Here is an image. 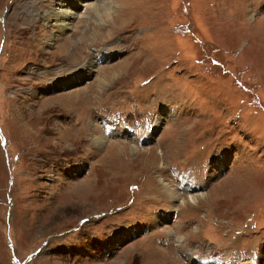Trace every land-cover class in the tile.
<instances>
[{"label": "rangeland", "instance_id": "rangeland-1", "mask_svg": "<svg viewBox=\"0 0 264 264\" xmlns=\"http://www.w3.org/2000/svg\"><path fill=\"white\" fill-rule=\"evenodd\" d=\"M99 1L0 0V264H264V0Z\"/></svg>", "mask_w": 264, "mask_h": 264}, {"label": "bare ground", "instance_id": "bare-ground-1", "mask_svg": "<svg viewBox=\"0 0 264 264\" xmlns=\"http://www.w3.org/2000/svg\"><path fill=\"white\" fill-rule=\"evenodd\" d=\"M90 1H94V2H96V3H92V4H90V7L91 8H93L94 10H95V12L98 14V16L100 17V19L103 17V15L104 16H106V18H107V16H109V12H111L112 11V7L111 6H107V12H99V7H98V3L100 2L99 0H79V1H77L76 3H74L73 1H71V0H63V3L60 5L61 6V8H62V10H61V12L60 13H58V16H56L57 17V19H58V21L59 22H61L62 20H63V24H62V26H69L70 25V20H71V18H73V16H75V11H77V9L78 8H80L81 7V5L82 4H84V3H86V4H88ZM79 2H81V5H79ZM103 3V2H102ZM111 3V2H110ZM109 4V3H108ZM101 5V4H100ZM89 6V5H88ZM105 7V6H104ZM60 8V7H59ZM64 9L66 10H69V12H66V11H64ZM101 9V8H100ZM56 10H52V12L54 13ZM64 13H68V14H66V15H62V14H64ZM53 15V14H52ZM52 15H50V16H52ZM56 15H57V13H56ZM77 15V14H76ZM76 17V16H75ZM104 18V17H103ZM264 23V22H263ZM58 24V23H57ZM65 29H67V28H65ZM104 57H108V55L107 56H104ZM102 57H100V59H101ZM123 67H121L120 68V70L119 71H117V69H110L107 73H106V75L104 76V78H103V80L101 81L102 83L101 84H106L109 80H111L112 78H111V75L112 74H115L114 72H121V71H123ZM117 74V73H116ZM73 97H77V95L76 94H72L71 96H69L67 99H72ZM103 140H104V138H103ZM103 140H101V138H97V143H100V145H101V143H103ZM134 152H136V151H134ZM148 160H152L153 162H156V158H147V161ZM156 164V163H155ZM171 193V192H170ZM174 195V198L175 199H179V196L178 195H176V194H173ZM191 200H194L193 198H191ZM195 202V201H194ZM184 205V204H183ZM177 235V234H176Z\"/></svg>", "mask_w": 264, "mask_h": 264}]
</instances>
